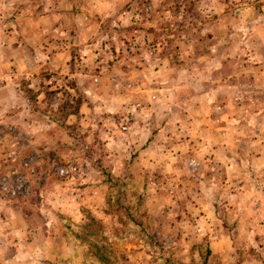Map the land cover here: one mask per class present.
I'll list each match as a JSON object with an SVG mask.
<instances>
[{"label": "rangeland", "instance_id": "obj_1", "mask_svg": "<svg viewBox=\"0 0 264 264\" xmlns=\"http://www.w3.org/2000/svg\"><path fill=\"white\" fill-rule=\"evenodd\" d=\"M47 1L0 0V264H264V0Z\"/></svg>", "mask_w": 264, "mask_h": 264}, {"label": "crops", "instance_id": "obj_2", "mask_svg": "<svg viewBox=\"0 0 264 264\" xmlns=\"http://www.w3.org/2000/svg\"><path fill=\"white\" fill-rule=\"evenodd\" d=\"M32 1H36L37 5H36V7L33 5L31 7H29L28 9H30L29 10L30 12H35V10H37L36 8L43 6L44 2H46L47 0H32ZM49 2L51 3V5H53L54 9L56 8V11L54 13L50 12V14H48L46 16H42V17L41 16L39 17V15H38L37 19H39L41 21H43V20L54 21L57 15H58V17L64 16V13H61V11H59V10L67 9L68 5H70L69 7L71 10H73L74 6L76 7L75 3L72 2L71 0H49ZM67 2L69 4H67ZM96 12H101V13L104 12V3L95 4V5L92 4V5H88L86 7H82V9H80V10H74V13H72V18H74V19L77 18L82 23L81 24L82 27L84 29H86L88 26H90V24L92 22V19L90 18V16ZM34 19L35 18H32L31 20L35 21ZM74 21H76V20H74Z\"/></svg>", "mask_w": 264, "mask_h": 264}, {"label": "trees", "instance_id": "obj_3", "mask_svg": "<svg viewBox=\"0 0 264 264\" xmlns=\"http://www.w3.org/2000/svg\"><path fill=\"white\" fill-rule=\"evenodd\" d=\"M178 1H183V0H178Z\"/></svg>", "mask_w": 264, "mask_h": 264}]
</instances>
